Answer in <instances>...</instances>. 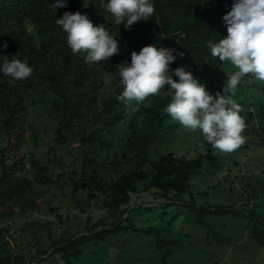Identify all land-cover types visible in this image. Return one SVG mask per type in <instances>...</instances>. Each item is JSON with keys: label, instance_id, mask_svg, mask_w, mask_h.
<instances>
[{"label": "rangeland", "instance_id": "374dc122", "mask_svg": "<svg viewBox=\"0 0 264 264\" xmlns=\"http://www.w3.org/2000/svg\"><path fill=\"white\" fill-rule=\"evenodd\" d=\"M224 1L182 3L191 21L193 11L221 13ZM51 3L55 0H46L32 15L0 22V64L19 58L34 69L25 80L0 73V179L28 185L22 199L0 203V264H264V241L255 235L252 220L204 216L198 223L180 204L236 206L264 217V82L249 75L238 85L234 98L246 124L243 143L204 163L182 193L166 196L151 179L131 181L129 209L136 210L127 222L114 212L112 194L102 184L148 171L150 160L178 162L206 152L199 131L169 117L142 162L131 154L129 139L145 130L149 117L129 112L121 102L111 113L104 111L122 86L117 66L130 63L131 53L147 45L174 49L179 20H172L168 35H158L149 21L130 29L116 25L102 0H86L87 7L84 0H66L57 11ZM71 5L74 13L86 14L94 26L103 24L118 37V55L89 64L84 54H73L55 22ZM236 70L211 57L193 75L215 95ZM119 224L127 229L112 232ZM257 228L264 234L263 226ZM102 229L103 240L69 249L67 263L62 244Z\"/></svg>", "mask_w": 264, "mask_h": 264}, {"label": "clouds", "instance_id": "9594fccd", "mask_svg": "<svg viewBox=\"0 0 264 264\" xmlns=\"http://www.w3.org/2000/svg\"><path fill=\"white\" fill-rule=\"evenodd\" d=\"M102 3L113 22L126 29L141 20L149 21L156 11L151 0ZM51 4L55 11L67 6L66 0ZM84 6H88L86 0ZM223 20L228 35L218 42H209V48L214 60L230 62L237 70L227 76L222 93L211 94L184 66L170 69L178 57H183L182 51L174 54V49L151 44L139 52L133 51L130 63L125 61L117 66L123 91L116 98L134 113L150 96L165 90L171 101L164 111L173 120L186 130L199 131L214 149L229 153L243 143L246 127L241 105L234 98L238 85L249 75L264 82V0H235ZM55 22L67 34L73 54H84L86 63L108 62L120 53L118 37L103 24L94 26L86 14L65 12ZM33 70L27 60L19 58L0 64V73L15 80L28 79Z\"/></svg>", "mask_w": 264, "mask_h": 264}, {"label": "trees", "instance_id": "16d2710c", "mask_svg": "<svg viewBox=\"0 0 264 264\" xmlns=\"http://www.w3.org/2000/svg\"><path fill=\"white\" fill-rule=\"evenodd\" d=\"M155 5V13L150 18L149 23L154 27L158 35L170 33L172 20L178 18V25L175 32H179L178 43L175 46L174 54L183 52L182 58L174 62V66H184L186 70L193 74L208 58H211L209 42H218L222 37H226L227 26L223 20V16L230 10L235 0H225L221 13L216 11H193L191 21H189L188 11L182 0H151ZM46 6V0H0V22H13L20 17H26L42 10ZM188 6V5H187ZM75 7L69 6L65 12L74 13ZM64 12V13H65ZM63 13V15H64ZM178 80V78L174 77ZM167 90V88H166ZM123 91V85L119 87L105 103L104 111L111 113L120 103L117 96ZM171 97L167 95L165 90H161L160 94L154 95L148 102H143L138 110L140 115L149 117V123L145 130L139 135H134L129 139L131 154H135L142 162H145L146 149L149 143L153 140L157 131L164 125L165 121L170 117L165 111V107L170 103ZM225 153L220 152L212 147L207 142L206 152L200 154L195 159L183 158L178 162L174 160H150L149 170L142 172L136 170L129 179L119 181L114 184H102V187L107 188L113 197V209L116 214L122 217L126 216L125 221L131 222L134 209H129L131 198L129 196V188L131 181L137 179H151L153 186L162 191L166 196L171 192L182 193L192 177L199 173L204 163H214L220 158H223ZM78 184V183H77ZM101 185V184H100ZM27 183L6 184L5 179H0V203L5 199L14 200L22 199L26 192ZM185 206L190 212L197 217L198 223H203L204 216L215 217H239L247 218L254 222L255 235L259 240L264 241V234L258 231V226L264 227V217L256 210H246L236 206H208L204 207L198 204L187 202L180 203ZM98 223L93 227V230L100 228ZM126 226L118 225L112 232L126 230ZM107 232L101 230L100 234L84 235L76 240L69 239L62 244L61 251L67 263H70L71 254L69 249L77 247L85 242L92 240H103Z\"/></svg>", "mask_w": 264, "mask_h": 264}]
</instances>
